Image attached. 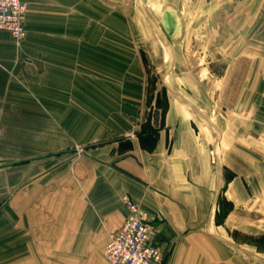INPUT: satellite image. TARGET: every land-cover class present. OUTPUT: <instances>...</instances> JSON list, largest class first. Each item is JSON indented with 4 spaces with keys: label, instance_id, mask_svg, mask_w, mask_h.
<instances>
[{
    "label": "crops",
    "instance_id": "1",
    "mask_svg": "<svg viewBox=\"0 0 264 264\" xmlns=\"http://www.w3.org/2000/svg\"><path fill=\"white\" fill-rule=\"evenodd\" d=\"M21 1L25 39L0 32V260L109 264L127 195L153 218L164 264H264L252 243L264 237V0L235 2L248 40L216 123L176 90L149 107L127 0Z\"/></svg>",
    "mask_w": 264,
    "mask_h": 264
},
{
    "label": "rangeland",
    "instance_id": "2",
    "mask_svg": "<svg viewBox=\"0 0 264 264\" xmlns=\"http://www.w3.org/2000/svg\"><path fill=\"white\" fill-rule=\"evenodd\" d=\"M127 1L123 11L128 13V22L122 23L128 24L134 42L141 50L146 66L149 107L152 108L155 94L171 95L168 85L191 99L216 123L218 108L221 111L223 108L222 98L218 101V96L225 94L227 98L233 92L232 64L238 56L234 49L239 44L243 45L244 39L248 40L234 33L236 22L233 19L238 9L236 0H223L224 4H206L205 0H140L143 11L156 28L167 35L164 39L174 44V55L172 49L157 36L137 0ZM117 7L120 6L114 5V10ZM236 26L237 31L239 23ZM253 38L258 44H264V13L257 22ZM218 103H221L220 106ZM256 215L258 222L264 221L263 212ZM0 221H5L3 224L7 227L8 211L0 217ZM0 232L4 233L7 241L8 229H1ZM252 241L258 249L264 250L263 236L252 237ZM8 248L7 243L0 245L5 254L9 252ZM0 264L10 262L2 258Z\"/></svg>",
    "mask_w": 264,
    "mask_h": 264
},
{
    "label": "built area",
    "instance_id": "3",
    "mask_svg": "<svg viewBox=\"0 0 264 264\" xmlns=\"http://www.w3.org/2000/svg\"><path fill=\"white\" fill-rule=\"evenodd\" d=\"M28 5L21 0H0V32L16 43L26 37ZM129 216L118 230L108 233L105 257L109 264H164L170 251L162 248L152 233L153 218L129 196L123 197Z\"/></svg>",
    "mask_w": 264,
    "mask_h": 264
},
{
    "label": "water",
    "instance_id": "4",
    "mask_svg": "<svg viewBox=\"0 0 264 264\" xmlns=\"http://www.w3.org/2000/svg\"><path fill=\"white\" fill-rule=\"evenodd\" d=\"M137 3H138V6H139L140 10L143 12L144 16L146 17V19L148 20V22L151 24V26L154 27L155 29H157L156 26L154 25V23L152 22V20L150 19V17L143 11V8L140 5V2L138 0H137ZM167 88H168V90L171 93H173L174 95L178 96V93L175 90H173L172 88H169V87H167Z\"/></svg>",
    "mask_w": 264,
    "mask_h": 264
}]
</instances>
